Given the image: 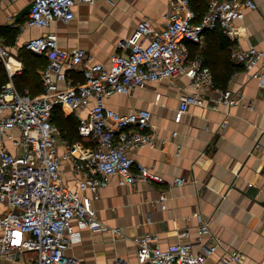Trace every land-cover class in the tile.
Returning a JSON list of instances; mask_svg holds the SVG:
<instances>
[{
  "label": "crops",
  "instance_id": "0c3cea01",
  "mask_svg": "<svg viewBox=\"0 0 264 264\" xmlns=\"http://www.w3.org/2000/svg\"><path fill=\"white\" fill-rule=\"evenodd\" d=\"M32 1L0 0V40L10 47L14 63L28 38L55 31L60 46L84 48L93 61L108 64L114 51L128 50L119 45L122 41L140 37L136 29L141 20L147 18L162 27L165 15L175 9L174 0L79 2L70 21L59 19L45 28H23ZM204 1L208 7L210 0ZM255 2L256 7L246 6L244 17L235 21L236 39L219 26L206 32L203 44L186 42L191 58L200 56L213 75L226 74V79L198 89L182 73L106 98V105L121 113L151 110L155 145L130 147L128 152L163 180L124 184L120 175H113L109 184L89 191L96 216L105 226L83 228L81 240L68 248L81 264H113L119 256L136 262V240L147 233L157 234L164 247L188 241L195 250L215 233L221 246L208 264H218L228 249L242 251L241 264H264V83L230 57L234 44L264 48V0ZM9 28H18L15 38L7 32ZM18 68L23 71L24 67ZM72 69L77 79L79 72L84 73L82 65ZM68 71L61 86L82 82H75ZM226 89L234 93L235 103L223 101L221 92ZM193 93L201 101L190 104L176 121L182 97ZM89 109L82 108L81 115H88ZM64 173L66 182L75 187L70 161L64 162ZM180 177H184L183 183L176 181ZM196 213L210 222L209 232L201 230ZM117 226L122 233L115 235L111 228ZM35 257V251H28L17 258H1L0 264H33Z\"/></svg>",
  "mask_w": 264,
  "mask_h": 264
},
{
  "label": "built area",
  "instance_id": "2783aa9c",
  "mask_svg": "<svg viewBox=\"0 0 264 264\" xmlns=\"http://www.w3.org/2000/svg\"><path fill=\"white\" fill-rule=\"evenodd\" d=\"M95 1L33 0L23 28H45L59 19L70 21L77 3ZM174 3L175 9L165 15L162 27L147 18L141 20L136 29L140 37L122 41L119 45L128 50L114 51L108 64L93 61V55L84 48L60 46L55 31L28 38L25 46L49 59L41 73L45 89L38 95L16 86L13 76L22 68L15 65L10 47L0 40V61L10 77L0 91V204L5 206L0 211V259L35 251L33 264H81L68 248L81 240L83 228L98 230L105 226L96 216L89 191L94 193L106 186L113 175H120L124 184L140 179L163 180L128 152L130 147L155 145L151 110L121 113L108 107L106 98L182 73L188 74L198 89L212 85L211 67L200 56L191 58L187 40L203 44L206 32L219 26L236 39L235 21L244 17L246 6H257L255 0H210L198 19L191 0ZM230 57L264 83V48L234 44ZM79 65L84 66L85 80L61 86L66 71ZM221 93L225 103L236 102L231 90ZM200 101L198 93L183 96L175 120L180 121L190 104ZM57 104L69 107L79 117L80 132L90 134L92 144L60 136L54 120ZM85 107L90 109L83 116L80 110ZM66 161L72 164L75 187L66 182ZM176 181L183 183L184 177ZM196 215L201 230L209 232L210 222L200 213ZM111 231L117 235L122 227ZM136 242V262L119 256L113 264H208L221 246V238L215 233L199 250L188 241L164 247L155 233L139 236ZM242 259L241 250L228 249L218 264H241Z\"/></svg>",
  "mask_w": 264,
  "mask_h": 264
},
{
  "label": "trees",
  "instance_id": "16d2710c",
  "mask_svg": "<svg viewBox=\"0 0 264 264\" xmlns=\"http://www.w3.org/2000/svg\"><path fill=\"white\" fill-rule=\"evenodd\" d=\"M199 1H201V7ZM192 5L198 13V19L201 18V16L208 8L204 0H193ZM7 32L15 38L16 34L18 33V28H9ZM23 47L26 48L31 53V55L30 57H28V52L23 51V53H21V56L25 59V66L21 73H17L13 76V79L16 86L20 90L24 91L25 89H29L32 95H38L45 89L42 82L41 69L47 65L49 59L46 54L33 52L25 45ZM68 73L69 77L75 78V82L78 79L81 81L85 80V75L83 72H79L81 73V77L78 79L74 75L75 70L69 69ZM227 77L228 76L226 74H221L219 76L214 75V81L217 82L218 79H226ZM9 79V73L6 70L4 63L0 61V91L3 86L9 81ZM54 120L57 124H59L58 120H61L64 126H70L72 128V132L75 134L76 140H85L86 136L78 132V126L80 124L79 117L74 114V112L69 107L57 104L54 108Z\"/></svg>",
  "mask_w": 264,
  "mask_h": 264
},
{
  "label": "rangeland",
  "instance_id": "374dc122",
  "mask_svg": "<svg viewBox=\"0 0 264 264\" xmlns=\"http://www.w3.org/2000/svg\"><path fill=\"white\" fill-rule=\"evenodd\" d=\"M22 50V51H21ZM23 51L24 52H28L27 53V56L28 57H30V55H31V53L26 49V48H24V47H21L20 48V50L18 51V53H16L15 54V58L18 60V61H15V65L18 67V66H25L24 65V62H25V59L21 56V53H23ZM7 70V69H6ZM7 72H8V70H7ZM58 123L59 124H57L58 125V127H59V130H60V136L62 137V138H64V139H67V140H69V141H74V140H76V138H75V134L72 132V128L70 127V126H64L63 125V123H62V121L61 120H58ZM80 125V124H79ZM81 130H80V126H78V132L79 133H81L80 132ZM86 137H85V142L86 143H93V140H92V138H91V135L90 134H87V135H85ZM3 209H5V206L4 205H2V204H0V211L1 210H3Z\"/></svg>",
  "mask_w": 264,
  "mask_h": 264
}]
</instances>
